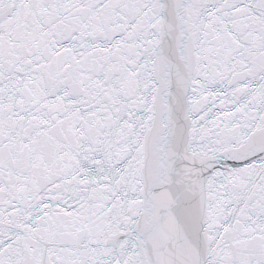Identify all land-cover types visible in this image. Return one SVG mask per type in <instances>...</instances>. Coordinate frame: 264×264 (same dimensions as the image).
<instances>
[{
	"label": "snow or ice",
	"instance_id": "snow-or-ice-1",
	"mask_svg": "<svg viewBox=\"0 0 264 264\" xmlns=\"http://www.w3.org/2000/svg\"><path fill=\"white\" fill-rule=\"evenodd\" d=\"M0 264H264V0H0Z\"/></svg>",
	"mask_w": 264,
	"mask_h": 264
}]
</instances>
